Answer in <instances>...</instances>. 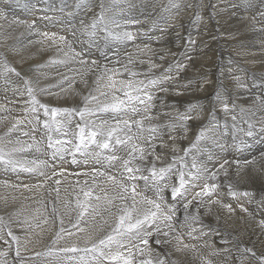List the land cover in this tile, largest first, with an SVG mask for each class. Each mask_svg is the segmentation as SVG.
<instances>
[{
  "label": "bare ground",
  "instance_id": "1",
  "mask_svg": "<svg viewBox=\"0 0 264 264\" xmlns=\"http://www.w3.org/2000/svg\"><path fill=\"white\" fill-rule=\"evenodd\" d=\"M25 1L24 6L11 11L10 16L21 18L23 25L12 22L9 27L5 24L6 29L3 33L0 32V60L3 62L13 60L17 67L31 70L28 76L32 78L34 84L37 83L35 89L39 88L43 97L47 98L44 104L55 108L95 110L104 103H110L112 90L104 87L107 80L97 83L98 77L104 74L106 68L109 74H113L111 71L113 69L118 70L113 74L117 81H132L134 86L136 82L143 81L139 95L146 103L134 102L133 106L140 111L132 113L129 108V117L133 120L143 119L144 131L134 137L143 139L155 136L152 140L155 146L154 155H146L144 160L133 161V166L145 169L144 175H149L147 169L153 162L157 168L171 164L172 172L178 177V171L184 173L189 171L193 168V162L196 165H204L209 160L213 164L208 170L207 175L210 176L217 169L221 170L220 165L224 160L229 161L237 156L239 151L236 148L241 150L240 144L242 149L244 143L254 144L258 148V153L257 151L251 153L249 152L251 149L244 148L238 156L241 160L238 168V164H233L217 174L227 183L224 192L222 183H216L218 188L215 191L221 188V196L213 192L211 196L195 197L194 201H191L192 195L189 194L186 199L185 197L173 199L171 189L168 188L171 200H178V203L180 200L184 203L191 201L187 210L174 208L175 216L172 221L174 231H171L168 237L154 234V231V235L150 236L151 239H156L157 236L161 240L168 258L159 253L157 247L148 246L143 255L138 248L133 247L132 252L137 250L135 256L133 252V260L137 259L140 264L144 256L153 261L159 256L165 259L166 264H206L207 261H211L212 264H227V260L231 262L234 259V264L249 262L262 264L261 258L264 257L260 252L264 251V225L261 224V221H264V107L261 112L259 109L264 106V0H133V6L128 3L129 0H105L103 4L87 0L91 6L85 5L89 9L87 13L80 11H86L85 7L78 9L76 6L73 9L72 5L77 0H68L65 5L71 7L65 10L66 12L53 10L54 12H48L44 17H40L42 0ZM166 4L168 6L164 9ZM45 5L48 6V3ZM137 8L141 9L143 19L150 18L147 21L149 24L137 26L134 32H130L132 28L128 21H133V18L139 16V20L141 19V13ZM7 13V10L0 8V16ZM126 15L133 18L130 19ZM93 23L95 27H92ZM87 26L94 29L89 36L93 34L90 39L84 34V30L89 29ZM102 26H106L108 31H103ZM114 27L118 28V31L112 32L107 40H111L117 49L109 51V43L103 44V41H107L103 39L106 38L105 32ZM126 32L131 33L133 39L117 38ZM43 33L49 35L54 33L57 42L53 43L52 40L46 39ZM179 34H182L181 38ZM60 36L65 37V41L60 42ZM190 40L194 43H189ZM250 43L252 45L247 48L237 46ZM83 44L87 47H83ZM90 47L93 49H88ZM99 48L100 54H95ZM82 60L87 63L82 64ZM92 61L96 62L95 65ZM226 61L233 63L229 69L220 67L221 69L211 76H207L204 63L222 65ZM181 64L184 65L183 68L178 67ZM153 65L155 67H152ZM197 65L199 73L206 72L203 76H193L197 72ZM132 72L136 75L132 76ZM245 75L252 82H256V85H251V90L248 89V82L247 85L244 82ZM165 76H171L173 79L166 80ZM151 80H156L157 83L152 85L149 83ZM162 88L167 91H161ZM102 92L108 95H102ZM225 92L229 95L231 93L234 99L237 98L235 103H231L232 107L239 108L235 114L231 107L228 112L224 111ZM148 94L154 97L150 102L147 101ZM115 95L125 99L122 91L116 92ZM133 95L137 93L133 92ZM92 96L97 99L92 100ZM148 104L151 107L145 112L143 109ZM0 105L4 103L0 102ZM190 106H195L193 114L196 118L184 122V126L181 127L173 118L178 113H184ZM25 115L11 117L7 110L0 111V147H4L5 151L20 149L12 152L11 158L18 163L24 162L21 164L25 167H33L40 171L39 174L36 171L26 172L20 167L13 170L11 165L0 163V219H2L0 230L5 234L3 239L0 238V252L6 253L0 256V264H83L76 257H85L82 254L84 252H65L63 249L73 245L79 248L91 247L87 238L91 237L92 241H97L110 234L118 223L120 208L131 206L133 203L130 197L123 201L116 198L123 193L118 184L114 185L108 180V176H116L117 181L126 185L145 182L143 180L129 182L124 177L119 178V174L110 175L116 167L124 171L121 160L127 158V151L120 145L115 149L110 146L107 153H104L102 148L91 145L89 148L92 149V153H99V156L103 157H100L102 159L97 157L99 163L91 155L76 152L78 157L76 155L73 157L77 161L75 164L67 161L69 151L61 147L65 144L58 145L59 147L54 145L52 162H48L39 140L46 138L47 133L54 134L56 130L43 129V132L40 131L38 134L39 125L30 118L38 116L37 119L43 123L49 121L43 109L30 111ZM74 115L78 114L74 112L71 118L64 115L56 118L58 121L70 120V123L57 131L58 134L53 135L51 138L53 143L57 139L67 141L69 133L77 128L78 119L74 118ZM145 116H151L152 119H144ZM233 116L236 117L235 120L232 119ZM129 117L127 112L97 111L94 115L86 116L85 120L95 121L97 124L107 121L105 127L110 125L125 129V125L122 123L118 125V121L127 120ZM28 119L30 120L27 121ZM17 120L21 123L13 129L12 126ZM85 120L80 118V123L83 125ZM220 123L224 127L222 134L218 129L222 127ZM173 124L174 127H169ZM244 125L248 126V130L249 125L252 126L253 136L246 135L248 130H243L246 129ZM149 126H156V133H149ZM137 130L140 131L138 128ZM126 131V129L117 131L113 140L117 136L126 138ZM201 131H204L205 135L197 140ZM222 136L225 141L219 142ZM141 139H134L129 143L139 144ZM102 140L101 136L97 138L98 142ZM226 142L231 149L229 156H226L228 149ZM142 146L146 152L153 150L148 144L144 143ZM56 148H63L64 151L53 158ZM111 155H117L121 159L109 162L105 157ZM156 156L160 159H155ZM248 160L252 163H246ZM56 164L58 167H55ZM10 175L17 178V183ZM57 180L60 181L59 184L56 183ZM82 188L92 190V197L88 203L93 206L95 212L93 208H89L88 214L83 219H78L80 209L77 207V199L81 201L85 199L81 192ZM189 188L191 189L190 186ZM230 188L232 192L237 193L235 197L230 194ZM151 191L154 192V189ZM148 195L152 194L148 192ZM96 196H100L101 199L96 200ZM108 199L113 200L111 205L107 203ZM136 199L139 201L141 196H137ZM150 199L157 197L154 194ZM218 199L219 203L213 202ZM229 202L235 203V207L231 206V212L225 207L230 205ZM165 205L173 207L170 203ZM137 206L147 207L139 204ZM185 215L191 220L186 226ZM191 217L198 219L193 220ZM105 220L107 223H104ZM81 228L84 231H80ZM193 228L202 233L197 236L198 232L192 231ZM162 230L169 231L163 226ZM9 232L12 235H9ZM177 233L182 239H198L199 245L184 248L183 242L174 239ZM13 236L16 239H13ZM120 239H127V245L129 243L133 245L128 236ZM138 246L140 249L142 243ZM178 248L180 250H177ZM246 249H251L255 256ZM123 252L127 255L128 248ZM88 264H91V261L90 263L88 261Z\"/></svg>",
  "mask_w": 264,
  "mask_h": 264
},
{
  "label": "snow or ice",
  "instance_id": "2",
  "mask_svg": "<svg viewBox=\"0 0 264 264\" xmlns=\"http://www.w3.org/2000/svg\"><path fill=\"white\" fill-rule=\"evenodd\" d=\"M101 19L103 17L101 16ZM199 19V17H197ZM95 23H93L92 27H95ZM43 36L48 39L52 40L53 43H56V35L53 33L49 35L48 33H43ZM117 38H123V39H133V35L131 33H123L122 36H118ZM59 41L63 42L65 41V37L60 36ZM189 43H194V41H189ZM190 59V57H189ZM131 62V60L129 61ZM82 64L87 63V61H81ZM95 61H92V64L95 65ZM7 67V65H5ZM152 67H155L153 65ZM178 67L182 68L184 65H178ZM8 71L15 72L14 68H9ZM113 74H115L118 70L113 69L111 70ZM19 75V73H16ZM109 74V70L106 68L104 74H102L97 79V83L101 80H107V83L104 85V87L112 90V100L110 103H104L102 104L98 109L90 110L88 108H85L81 111H77L76 109H69V108H55V107H49L46 104H42L34 94L35 89L31 87L27 82L25 84L27 95L30 98V104L32 107L28 109V111L36 112L38 109H43L44 115L49 117V121H45L43 126L46 129H49L50 131L55 128L56 131H60L61 128L65 127L66 124L70 123V120L65 119L64 121H58L56 118L58 116L64 115L66 118L70 117L74 112L78 114L81 118V120H85V117L88 115H94L97 111L101 112H112V113H121V112H127L129 108L131 109L132 113H136L140 111L137 107L133 106L134 102H139V104H145V100L141 98L139 93L142 91V85L144 84L143 81L136 82L135 86L132 81H117L114 79V75ZM132 76H135L136 73L132 72ZM164 79L171 80L173 77L171 76H165ZM150 84L155 85L157 83L156 80L149 81ZM122 91L123 96L125 99H122L121 97L115 95L116 92ZM161 91H167V89H161ZM133 92L137 93V95H133ZM102 95H108V93H101ZM217 98L219 99V94L217 95ZM92 100L97 99V97L92 96ZM154 97L151 94L147 95V101H152ZM151 107L150 104L146 105V107L143 109L145 112L148 111V108ZM224 111L228 112L229 105L227 103H224L223 105ZM195 106H190L188 110H186L184 113H178L173 119L176 121L177 124H179L181 127L184 126V122L188 120L195 119L196 116L194 113ZM6 106L0 105V111H5ZM144 119L151 120V116H145ZM233 120L236 119L235 116L232 117ZM21 123V121L17 120L15 124H13L12 128L14 129L17 124ZM122 123L125 125V129L127 130L125 135L126 138L122 139L119 136L115 137L113 140L114 134L117 131H125V129H119V127H111L110 125L108 127H105V125L108 124L107 121H103L100 124H97L95 121L88 122L85 120V123L81 126L80 124H77L78 133H73V136H75L78 139V143L73 145L75 152H79L81 155H91L93 159H96V162L99 163V160L97 157L99 156V153H89L87 150L91 145H95L97 148L102 149H109L110 146L115 149L117 145L124 146L127 151V158L121 160V167L123 168L124 172L128 175L124 177V179H127L129 181H136V180H143L145 182V188L151 186L152 189H154V193L157 197V199H150L146 196H143L142 193L137 192V185L135 183H131L130 185H126L122 182L117 181L116 176H108V180L112 181L113 184H118L121 192L123 194L127 195H119L118 199L120 200H127L129 197L132 199L133 203L131 206H123L120 208L118 213V223L112 228V231L110 234L106 235L105 237L97 240L92 241L91 237H88V242L91 243V247H84L79 248L75 245L71 247L64 248L63 251L65 252H84V253H92V260L96 262V264H133V252L132 248L136 247L140 251V253L143 255L145 249H139L138 245H132L128 244V254L125 255L124 252L120 251L121 249H124L126 246V243L124 240L120 239L121 237L128 236L129 241L132 239H138L141 243L144 245L148 244L147 237H150L153 235V231L157 234H162L165 237H168L170 235L171 231H174L173 228V218L175 216V209L169 206H162L164 202V197L161 195V193L165 190L170 188L171 189V196L173 199L176 197H185L186 199V192H187V185L191 182H194L196 180H199L201 177L198 174H193L191 172L187 173V175L190 177V180L185 179V173L183 171H178V185L177 184H170L167 182L169 179L170 174L172 173V165H168L166 167H160L157 168L155 166V163L153 162L152 166L147 169L149 172V175H144L143 172L145 171L144 168L141 166H133L134 160H144L146 159V155H154V145L152 144V140L155 139V136H152L151 138H143L144 143L148 144L152 147V151H147L144 146L137 143H129L130 141H133L134 139H141L140 137H134L132 135H127V133H131L132 131V125L135 124L136 127L143 132L144 131V123L142 120H135V121H129V120H120L118 121V125ZM175 124L169 125V127H174ZM251 125H249V130L246 132V135L251 137L253 136V132L251 131ZM11 131V130H10ZM149 133H156L157 128L156 126H149L148 128ZM67 135V132L64 133ZM205 135L204 131H201L199 136L197 137V140H200ZM101 136L103 137L102 142L97 141V137ZM49 147H54V145H64V144H71V140H55L53 143L51 140V137H49ZM195 145H193L194 147ZM249 146V145H246ZM31 147V145H29ZM20 149H11L10 151H5L4 147H0V163H3L5 165H11L13 170H15L17 167L22 168L23 171L26 172H33L35 169L33 167H25L23 164H19L17 161L13 160L11 158V153L18 151ZM64 151L63 148H56L53 153V158L56 157L58 153H61ZM106 160L109 162L120 160L121 157L117 155H111L108 157H105ZM155 159H160L159 156H156ZM175 159V158H174ZM73 163H77L75 158L72 161ZM87 161H85L86 163ZM228 163L227 160H225L221 165L220 168H225V165ZM246 163H252V161H246ZM193 168H197V173L200 172V168L197 167L196 163L193 162L192 164ZM204 171H208L206 168L203 169ZM219 171V170H217ZM62 175V173H60ZM226 174V170H225ZM98 175H104V173H98ZM51 179V177H48ZM212 179H216V173L211 174ZM95 179V178H93ZM163 182V183H161ZM57 184L60 183L59 180L56 181ZM85 184H87V181H85ZM193 187L196 185L193 183ZM218 185L216 184H207L205 183L201 189L200 192L195 193V197H204V196H211L213 192L216 190ZM56 191H59L56 189ZM81 192L84 196V200L81 201L79 198L77 199V207L80 209L78 219H83L85 215L88 214L89 208H93L91 204L88 203L89 199L92 197V190L88 189H81ZM230 194L232 196H236L237 193L232 192L230 188ZM243 195H248V193H243ZM137 196H141V199L137 201ZM194 197V198H195ZM96 200H100V196L95 197ZM107 199V197H105ZM202 202V201H201ZM214 203H219V201H213ZM107 203L111 205L113 203L112 199H108ZM191 201H187L184 203V208L187 210ZM147 205V207H138L137 205ZM165 207H167V211H165ZM225 207L228 208V210L231 212V205H225ZM55 211V209H54ZM93 211L95 212V209L93 208ZM246 211V209H244ZM98 214V213H97ZM191 219L196 220L198 217H191ZM184 220L188 221L189 216L185 215ZM0 223H2V219H0ZM63 223V221H61ZM104 223H107L105 220ZM261 224L264 225V221H261ZM163 227H167L169 231H163ZM80 231H84L83 228L79 229ZM196 229H192V231H195ZM63 231V229H61ZM9 235H12L11 232L8 233ZM71 235V233H69ZM13 239H16V237L13 236ZM177 241L182 243V238L179 233L176 234L174 237ZM170 241H164V243H169ZM156 244H160L161 240L157 238L155 240ZM113 246H115V250H113ZM184 248H194V246L184 244ZM177 250H180L179 248ZM248 252H252L251 249H246ZM6 253L0 252V256H4ZM17 255H19V252L17 251ZM252 255L255 256V253L252 252ZM80 260L83 262V264H88L86 258L84 256L80 257ZM262 264H264V258H261ZM140 264H166L165 259L157 257L155 261L152 259L147 260H141ZM206 264H212L211 261H207Z\"/></svg>",
  "mask_w": 264,
  "mask_h": 264
},
{
  "label": "rangeland",
  "instance_id": "3",
  "mask_svg": "<svg viewBox=\"0 0 264 264\" xmlns=\"http://www.w3.org/2000/svg\"><path fill=\"white\" fill-rule=\"evenodd\" d=\"M61 1V2H60ZM26 1L25 0H0V8H3V9H5V10H7L8 11V13L7 14H4V15H1L0 16V32L1 33H3L4 32V30L6 29L5 28V26H9L10 27V24L12 23V22H16V23H20V24H22L23 25V20L21 19V18H18V16H14V18L13 17H10L11 16V11H13V10H18V9H20V8H22L23 6H24V3H25ZM42 2H43V4H42V6H41V16L40 17H44L45 16V14H47L48 12H54V11H58V12H66L65 10H67L69 7H71V5L70 6H67V5H65V4H67V2H68V0H42ZM90 2H100L101 4H103L104 2H105V0H90ZM3 3V4H2ZM45 3H48V6L47 5H45ZM54 3V4H53ZM58 3V5H56ZM76 3H77V5H76ZM74 5H72L73 6V9L77 6V8L79 9V8H81V7H85L86 9H87V7L85 6L86 4L88 5V6H90V4L87 2V0H77V2H76ZM83 3V4H82ZM128 3H131L132 4V6H133V0H129V2ZM15 5V6H14ZM22 5V6H21ZM52 5V6H51ZM127 6H129V4H127ZM168 6V4H166L165 5V7H164V9L166 8ZM91 7V6H90ZM16 8V9H15ZM56 8H58L57 10H55ZM72 9V10H73ZM54 10V11H53ZM61 10V11H60ZM88 10V11H87ZM86 11L85 10H80L82 13H87V12H89V9H87ZM137 10L141 13L140 15H141V19L140 20H142L143 18V16L144 15H142V12L137 8ZM74 11H76V10H74ZM73 11V12H74ZM43 13V14H42ZM164 14H165V12L163 11V16H164ZM127 17H131L130 15H126ZM131 18H133V17H131ZM130 18V19H131ZM139 18H140V16L139 17H137V18H133V21L132 20H129L128 22L130 23L129 25H130V28H132L131 30H130V32H134V29L138 26V27H140L141 25H148L149 23L147 22V21H149L150 20V18H148L147 20L146 19H143L142 20V22L139 20ZM8 19V20H7ZM11 19H12V21H11ZM20 20V21H19ZM110 21H111V19H109ZM5 21V22H4ZM139 21V22H138ZM136 22V23H135ZM146 22V23H145ZM157 23L159 22V20H157L156 21ZM132 23V24H131ZM139 23H141V24H139ZM5 24H7V25H5ZM117 27V26H116ZM116 27H114V28H112V29H110L109 30V32H105V37L106 38H104V36H103V40H107V38L111 35V33L112 32H114V33H116V31H118V28H116ZM87 28H89V29H87V30H84L85 31V35L87 36V38L88 39H90L92 36H93V34L91 35V37H89L90 36V34L93 32V30L94 29H91L90 28V26H87ZM129 28V29H130ZM102 29H103V31H108V28L106 27V26H102ZM50 30V29H49ZM77 30V29H76ZM113 30V31H112ZM109 33V34H108ZM103 35H104V33H103ZM181 36H182V34H179V37L181 38ZM230 36V35H229ZM187 38H189L188 36H186ZM110 39V38H109ZM229 39V38H228ZM100 40V39H99ZM111 41V40H110ZM109 40H107L106 42L105 41H103L102 43L103 44H105V43H109L108 45H109V51H113V50H116L117 49V46H115V44H112L113 42L111 41L110 42ZM176 44H177V41H176ZM111 45H112V47H111ZM252 44L250 43V45L249 44H243V45H237L238 47H241V48H247V47H249V46H251ZM114 46V47H113ZM246 46V47H245ZM83 47H87V45H85V44H83ZM88 49H93V47H90V48H88ZM99 50V51H98ZM97 50V52L95 53V54H100V51H101V48H99ZM190 52H191V50H189ZM8 54V53H7ZM239 55H241V52H239L238 53ZM9 55V54H8ZM83 55L85 56V54L83 53ZM238 57V56H237ZM100 60V59H99ZM7 62V63H6ZM6 63V64H5ZM14 61L12 60V61H4L3 62V60H0V102L1 103H4V106H6V110L9 112V114H10V116L11 117H17V116H19V117H22V116H26L25 114H29L30 113V111H28V109H30V98H29V96L27 95V91H26V87H24L25 86V84H26V82H28L29 83V85L32 87L33 86V88L35 89V85H37V83L36 84H34L33 82L34 81H32V78H30L28 75L30 74V72H31V70H24L23 68H21V67H17V65L14 63ZM2 64H3V66H2ZM233 63H232V61H226V63L224 62V63H222V65L221 64H213V63H210V64H206V63H204V65L206 66V68H207V70H206V72H207V76H211L215 71H218L219 69H229L230 68V66L232 65ZM5 65H7V67H5ZM16 65V66H15ZM181 65H183V64H181ZM199 65V64H198ZM198 65H197V72L195 73V74H193V76H196V77H199V76H203L206 72H204V73H199V69H198ZM208 65V66H207ZM226 65V66H225ZM219 68H218V67ZM228 66V67H227ZM15 68L16 70H15V72H12V71H8V69L9 68ZM210 67V68H209ZM221 67V68H220ZM224 67V68H223ZM183 68V67H182ZM212 68V69H211ZM3 69V70H2ZM209 70V71H208ZM213 70V71H212ZM26 72V73H25ZM2 73V74H1ZM16 73H19V75H17ZM11 74V75H10ZM246 77V79L244 80V82H245V84H246V82H248V89L249 90H251V85H256V82H252L248 77H247V75H245ZM29 78V79H28ZM4 79V80H3ZM10 79V80H9ZM2 80H3V82H2ZM28 80V81H27ZM22 84H21V83ZM23 82H25V83H23ZM9 84V85H8ZM7 85V86H6ZM11 85V86H10ZM5 86H6V88H5ZM11 87V88H10ZM24 87V88H23ZM13 88H15V89H13ZM11 89V90H10ZM8 91V92H7ZM3 92H5V93H3ZM7 92V93H6ZM9 93V94H8ZM26 93V94H25ZM5 94V95H4ZM34 94H36V98L37 99H39V101L41 102V100H42V104H44L45 102H46V100H47V98H45V97H43V94L40 92V89L39 88H36L35 89V92H34ZM225 94V96L227 97H225V101H226V103L229 105V107H231V110H232V112L235 114L236 112H237V110H239V108H234V107H232V105H231V103H235V99L237 100V98H235L234 99V97H233V95L230 93V95H229V93L227 94V92H225L224 93ZM42 97H40V96ZM23 96V97H22ZM24 96H26V97H24ZM3 97V98H2ZM5 97V98H4ZM27 99V100H26ZM44 99V100H43ZM232 99V100H231ZM234 99V100H233ZM50 100V99H49ZM10 101V102H9ZM20 102V103H19ZM27 102V103H26ZM10 103V104H9ZM25 104V105H24ZM27 105V106H26ZM264 106H261L260 107V109H259V111L261 112V110H262V108H263ZM23 108V109H22ZM234 108V109H233ZM22 109V110H21ZM26 109V110H25ZM20 112V113H19ZM127 116L129 117V110L127 111ZM35 117V118H34ZM34 117H31L30 119L31 120H33V121H36V124H38L39 125V131H38V134L40 133V131L41 132H43L42 130L44 129V130H46V128H44V126H43V122L41 121V120H38L37 119V117L38 116H34ZM71 118V117H70ZM74 118H77L78 120H77V124H80L81 126H82V124L80 123V117H79V115H74ZM73 118V119H74ZM130 118V117H129ZM127 118V120H129L130 122L131 121H135V120H137V119H135V120H133L132 118ZM30 119H28L27 121H29ZM134 126V127H133ZM220 126H222V123H220ZM244 127H246V129L244 128L243 130L244 131H246V130H248V126H245L244 125ZM218 129L220 130V133L222 134L223 133V131H224V127L222 126L221 128L220 127H218ZM71 130V129H70ZM76 131H77V133H78V128H75V130L74 131H71L70 133H69V136H68V139L67 140H71L72 141V145L71 144H65L64 146H61V145H59V146H61V147H65V149L67 150V152L69 151V158H68V162H70L71 164L73 163L72 162V160H73V157H74V155H76L77 157H78V155H77V153L75 152V149H74V147H73V145H75V144H77L79 141H78V139L75 137V136H73V133H76ZM136 131H137V133H136ZM139 133H141V131H138L137 130V128H136V125L135 124H133L132 125V131H131V133H130V135H132V136H136L137 134H139ZM55 134H58V132L57 131H55L54 132V134L53 133H47L46 135H45V137L46 138H43V139H40L39 140V142H40V144L43 146L42 147V150H43V152H44V154H45V156L48 158V162H52V151H53V147H49L48 145H49V141H48V139H49V137H53V135H55ZM243 134V133H242ZM241 134V135H242ZM42 135H44V133L42 134ZM38 136H41V135H38ZM48 137V138H47ZM99 137V136H98ZM97 137V138H98ZM70 138V139H69ZM74 138V139H73ZM224 139V136H222L221 138H220V140H219V142H222V141H225V140H223ZM240 139V138H239ZM142 140V141H141ZM141 140H139V144H141V145H143L144 144V140L143 139H141ZM78 141V142H77ZM45 143V144H44ZM225 145H227L228 146V143L226 142V144ZM247 144L246 143H244V146H243V149H242V144H240V146H241V150H243L244 151V148H247V149H251V151H249V152H251V153H254V151L256 152L257 151V153H258V148H257V146L255 145L254 146V144H252V145H250L249 144V146H246ZM58 146V145H57ZM58 146V147H59ZM257 149V150H256ZM229 150V151H228ZM236 150L237 151H239L238 152V154H237V156H235L234 158H232V159H230L229 161H228V163L226 164V166H225V168L227 167V166H231V165H233V164H238V166H237V168L240 166L239 164L241 163V160L240 159H238L239 157V154H240V152H241V150H240V148H236ZM88 151H90V153H92V149L91 148H88ZM107 149H103V152L105 153H107ZM230 151H231V149H230V147L228 146V149H227V152H226V156H229V154H230ZM246 155H247V153H245ZM99 158L98 159H102L103 157L102 156H98ZM100 157H102V158H100ZM247 157V156H246ZM70 160V161H69ZM225 161V160H224ZM248 161H251V160H248ZM105 162V161H104ZM211 161H209V160H207L206 161V163L204 164V165H197V167L198 168H200V172L199 173H197V168H191L189 171H186L185 172V179L186 178H188V179H186V180H190V177L187 175V173L188 172H192L193 174H198V175H200V179L199 180H196V181H194V182H191V183H189L188 185H187V192H186V196L189 194V195H192V197H191V201H194V199L195 198H193V197H195V193L196 192H198V191H200L201 189H202V187H203V185L205 184V183H207V184H209V185H211V184H216L217 182H221L222 183V189H223V192H224V189L226 188L225 187V185L227 184V183H225L224 182V178H222L221 176H217V174L218 173H220L221 171H222V169L220 170V169H217V170H219V171H217L216 170V179H212L211 178V175L210 176H208L207 174H208V171H204L203 169H207V170H209L210 168H211V166L213 165L212 164V162L210 163ZM21 163H24V162H20L19 161V164H21ZM103 163V162H102ZM208 163H209V166H208ZM73 164H75V163H73ZM244 164V163H243ZM55 167H58V165L56 164L55 165ZM225 168H223V170L225 169ZM194 171H193V170ZM119 170V171H118ZM36 171V173L37 174H39L40 173V171H37V170H35ZM75 171V170H74ZM73 171V172H74ZM116 172V173H115ZM72 173V172H71ZM205 173V174H204ZM73 174H75V173H73ZM110 174V173H109ZM113 174H119L120 176H119V178L120 177H126V175H125V173H124V171H122L121 169H119V167H116V169L114 170V172L113 173H111L110 175H113ZM76 176V175H75ZM206 177V178H205ZM10 178H14V180L13 181H15L16 183H17V178H15V176L14 175H10ZM202 179V180H201ZM205 179V180H204ZM172 180H173V182H172ZM175 180V181H174ZM215 180V181H214ZM206 181V182H205ZM211 181V182H210ZM130 182V181H129ZM168 182L170 183V184H177L178 185V177H177V174L176 173H171L170 174V176H169V179H168ZM172 182V183H171ZM197 184L196 186H198V187H193L191 184ZM201 183V184H200ZM136 184V183H135ZM144 185L145 184H143V183H140V184H138L137 186H138V189H137V192L138 193H142V195H145L146 197H148V198H150V197H154V192H152L151 191V186L149 185V187H147V189L145 188V189H143V187H144ZM189 186L191 187V189L189 188ZM34 188H36V187H34ZM218 188V187H217ZM195 189V190H194ZM144 190H146V192L144 191ZM193 190V191H192ZM167 191V192H166ZM195 191V192H194ZM148 192H150L152 195L150 196V195H148ZM191 192V193H190ZM216 194H218V195H220L221 196V194H222V192H221V188H219V191H214ZM154 193V194H153ZM163 194H165V195H163ZM167 194V195H166ZM161 195L164 197V202H163V205H165V204H167V203H170V205L171 206H173L172 208H175V207H177V208H179L180 210H182V211H184V210H186L185 208H184V202L182 201V200H180V203H178V200H171V196H170V194H169V191H168V189H165L164 190V192H162L161 193ZM168 197V198H167ZM170 198V199H169ZM182 198V197H181ZM241 199L243 198H245V197H240ZM177 201V202H176ZM217 201H219V199L217 200ZM220 202V201H219ZM173 203V204H172ZM176 203H178V204H176ZM229 204L232 206V207H235V203L234 202H229ZM162 205V206H163ZM174 205H176V206H174ZM252 209H253V207H251ZM190 221V222H189ZM187 223L185 224V226L186 225H188L189 223H191V220H190V217H189V220L188 221H186ZM183 223H184V221H183ZM195 231H197L198 233H196V235L198 236V234L199 233H202V232H200V231H198V230H195ZM0 238H2L3 239V237H5V234L3 233V231L2 230H0ZM154 234H155V232H154ZM153 234V235H154ZM158 235V234H157ZM152 237V236H151ZM151 237L148 239V244L147 245H144L143 243H142V247L140 248V249H146L148 246H151V248L153 247H157V249H158V251H159V253H161L164 257L166 256L165 255V253H164V247H163V245L164 244H162V242L160 243V244H156L155 243V240L157 239V236H156V239H151ZM92 240V239H91ZM122 240H124L125 241V243H126V246H125V248L124 249H121L120 251H125L127 248H128V245H127V239H122ZM136 240H137V242H136ZM132 241H133V245H140L141 244V242L139 241L138 242V239H132ZM94 242V241H93ZM182 242H183V244H185V243H187V244H190L191 246H194V247H197V245H199V240L198 239H182ZM185 242V243H184ZM139 243V244H138ZM194 245H193V244ZM89 244H91V243H89ZM83 245H88V244H83ZM144 247V248H143ZM161 248V249H160ZM113 250H115V246H113ZM157 251V252H158ZM162 251H163V253H162ZM134 256L136 255V253H137V250L135 249L134 251ZM57 254V253H56ZM59 255H60V252L58 253ZM83 255H85V258H86V260H87V262L89 261V263H90V261H91V264H96V262L94 261V260H91L92 259V253H82ZM260 254L262 255V257H264V251H261L260 252ZM58 256V255H57ZM133 256V257H134ZM148 256H144V258L142 259V260H147V259H149V258H147ZM165 258H168L167 256L165 257ZM76 259L77 260H80V257L78 256V257H76ZM235 260V259H234ZM233 260V261H234ZM233 261H226V263L227 264H234V262ZM138 264V261H137V259H134L133 260V264ZM105 264H107V262H105ZM236 264V263H235ZM241 264H244V263H241ZM247 264H251L250 262L249 263H247Z\"/></svg>",
  "mask_w": 264,
  "mask_h": 264
}]
</instances>
